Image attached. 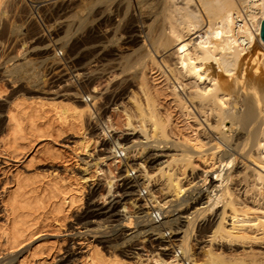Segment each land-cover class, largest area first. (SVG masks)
Masks as SVG:
<instances>
[{
	"label": "bare ground",
	"instance_id": "1",
	"mask_svg": "<svg viewBox=\"0 0 264 264\" xmlns=\"http://www.w3.org/2000/svg\"><path fill=\"white\" fill-rule=\"evenodd\" d=\"M63 1L66 0L56 2L65 11L70 5ZM73 1L76 9L69 8L71 19L68 16L58 23L62 35L56 42L64 50L71 36L81 33L76 42L82 47L77 64L86 59L92 63L89 81L104 75L114 78L107 101L113 109L121 108L124 130H133L126 135L139 132V139L129 137L131 144H120L119 137L111 132L116 131L112 121L107 117L102 121L96 115L93 87L80 98L64 94L67 104L54 102V98L53 102L45 103L46 98L36 94L28 96L38 100L35 104L23 101L24 98L20 101L26 97L21 94L10 97L20 99L9 102L4 110L6 132L2 142L6 151L16 154L22 142L32 146L35 140L49 137L52 122L49 124L47 113H53L51 117L64 123L72 119L80 126L86 114L83 119L87 133L94 134L88 130L93 121L101 131L111 132L115 144L127 152L137 151L136 158H140H130L133 160L130 166L137 172L136 180H141L138 186L146 182L143 188L154 199L150 192L152 181H160L164 190V198L156 200L161 209L166 207L161 221L153 224L146 218L140 220L142 227L138 234L122 236L121 244L133 237L134 241H148L151 247L155 241L153 247H160L164 256L153 255L156 264H183V259L203 264L190 257L199 249L206 253L207 264H217L220 253H237L229 258L236 264H264V41L260 36L264 0ZM4 7L0 6V16ZM90 43L93 44L88 46ZM31 62L20 61L2 73L8 78L26 75L34 91H41L46 80L52 85L66 82L64 77L68 74L64 69H56L53 66L56 64L44 67L42 74L36 71L38 62ZM45 62L46 58L42 59L43 65ZM10 79L13 84V78ZM125 98L131 102L134 113L122 105ZM100 136V131L95 132L94 144L103 143V139L98 140ZM49 148L45 153L49 155V151L53 157L54 149ZM104 153L94 159L97 167L113 159L110 150ZM144 158L150 163L148 168ZM109 179L107 194L114 185ZM69 188L53 179L13 177L12 186L1 196L6 220L0 228V239L8 253H15L28 242L24 256L44 264L47 254L43 255L51 247L44 250L45 235H38V227L45 220L47 207L54 220L67 218V212L78 207L82 193L71 194ZM173 210L176 213L171 214ZM94 211L95 215L105 213ZM87 223L90 230L97 229L92 225L100 224L94 218ZM177 235L178 239H171ZM91 246L83 256L79 255V264L127 263L112 248L106 254L98 244ZM173 253L176 256L179 253V259ZM62 261L70 264L66 259Z\"/></svg>",
	"mask_w": 264,
	"mask_h": 264
},
{
	"label": "rangeland",
	"instance_id": "2",
	"mask_svg": "<svg viewBox=\"0 0 264 264\" xmlns=\"http://www.w3.org/2000/svg\"><path fill=\"white\" fill-rule=\"evenodd\" d=\"M56 1L57 0H4L0 4L1 7L5 6L4 13L0 16V228L2 227V225H4L6 220L5 211L3 210V204L1 203V196L6 189L12 186V180L14 176L28 175L42 180L53 179L59 181L60 184L63 183V185H65L66 187L68 186V188L71 187L69 188L71 189V194L80 193L81 195L82 193V195L78 207L76 208H74L75 206L72 207V209H70L69 212H67V218L65 219L61 217L60 219H58L59 221L54 220V216L53 214H51L52 213L51 209L47 207L48 210H47V215L45 216V220L41 223L42 225H39L38 227V235H45L44 239L42 240L44 245H46L45 246L46 248H44V250L48 251L47 249L51 247L49 253H44L43 255L45 256L47 254L46 255L47 258L45 259L44 264H61V262L63 264L64 261L62 260L65 259L68 260L70 264H77V263L79 264L80 256L84 255L83 252H85L91 245L94 246L96 244H98V246L106 254H107V250L110 251V249L112 248L113 250L112 249L111 250L115 252V254H118V256L122 257L123 260L125 259L124 263L127 262L126 264H156L152 259V256L155 254L161 256L162 251L159 250L160 247H155V248L153 247L156 244L155 241H152L151 243L153 248L150 246V243H148V241L147 243L139 240H138L139 243L136 240L134 241L135 237L132 239L133 241L129 239L127 243L126 241H124V243L121 244L123 241L121 237H113L112 239H109L110 237L103 238L105 237V235H102V233L98 232L99 229H102V226L100 224H98V226L92 225V226H96L97 228L96 230L88 229L89 228V225H87L88 220H91L93 218L95 220H100L104 218V214L95 215L96 211L93 212V210H98V212H106V211H113L114 209L126 206L128 201L130 200V197L125 195L133 191L134 188L133 187L128 188V185H126V183H124L123 181L124 179H121V177L119 178L114 175V170H113L114 162L112 161L114 159H112V157L106 162L100 163L98 165L99 167L95 165L94 159L97 156L106 155L104 152L107 151L108 147L107 145L103 144L104 141H102L103 143L101 145H99L100 144L99 142H97V144H94V140H92L93 139L92 136L95 134V132L97 133L100 131L101 136L100 139L98 138V140L100 141L102 139L101 129L99 128V126H95L94 122L92 121L88 125V130L90 133L92 134L94 133V134L90 135L89 133H87L88 131L84 124V119L86 114H84V116L82 117L83 121L81 126L83 125L84 126L81 127L77 121L68 119V121H65L64 123V121H60L56 117H55L56 119L54 117H51L53 116V113L51 114L47 113L46 117L48 121L50 119L49 124L51 122L53 123V124L51 123L50 125L49 124L46 125L47 128L49 125V129H48L50 132L49 137L48 136L45 138L42 137L35 140L34 141L35 144L33 143L32 146L31 144L30 146L27 145L29 144L27 142H25V144L24 142H22L21 144L22 147H20V151L18 150L16 154H9L6 151V148L3 146L2 138L6 132V128L4 124L5 118L3 117L5 113L4 110L9 105V102L13 100L17 101L18 98L20 99V97L16 99H11L13 96L19 94H21L22 96H26V97H21L20 101H22V98H24L23 101H29L31 104L32 103L35 104V101H38L37 99H34V97H32V99L28 97L31 95L34 96L38 95L41 96V98L45 97L46 98L45 103L53 102L51 98H54V102H58V101L63 103L66 102L67 104L69 101L63 99L65 97L64 94H72L71 95L72 97L74 96L80 98V96H84L89 93L87 89L92 90L93 87L96 90L95 95L97 99L96 115H98V117L101 118L102 121L106 119V117L109 118L110 121H112L111 123L114 124L113 127L116 128V131L112 129L113 131L111 130V132L116 134L115 135L116 137H119L118 141L120 142V144L121 145L125 144L124 146L131 144V141H129L128 139L129 137H132L131 140L139 139L138 137L139 132L136 133V135H126V134H130V132H132L133 130H124V126H123L124 114L122 113L121 108L118 107L119 109H113V105H110L107 101L108 88L110 89L109 86L115 81L114 78L112 79L111 76L104 75L102 77L89 81L91 79L90 78L91 77L90 74L92 73L91 69L93 68L92 63H89V59H86L81 65L77 64L76 61L80 56V51H81L80 48L82 47L78 46L76 42L78 37L81 35V33L75 32L71 36V39H69L70 42H68L65 45L64 50L61 49V45H59L60 43L58 41H57L58 43L56 42V40L60 37V35H62L61 28H59L60 24L58 23L60 21L67 20L66 18L68 16H70L68 17V19L69 18L71 19L72 16L70 15L71 11L72 10L74 11L76 9V6H72V4L75 5L73 0L63 1L66 3L68 2V5H70L65 11L58 8L59 2ZM5 2L6 4H4ZM69 8H71L70 9L71 11L67 12ZM34 15L35 16L40 15L42 19V23H40V25H38L33 20ZM77 33H79V35ZM91 44L93 43L88 44V46ZM56 49H61L64 52L65 54L64 61L60 62L53 58V50ZM45 58H46V62L43 65L42 59L45 60ZM50 59L51 61H48ZM24 60H28L29 62L32 61L31 62L32 64L38 62L36 63L38 66L35 65L37 67L35 68L37 69L36 71H39V73L42 74L44 72L43 71L44 67L46 69L48 65L52 66L53 64H56L53 65V66H57L56 69H64L65 73L68 74L64 77L66 82L61 81L56 83L57 85L56 84L52 85L49 84L50 80L48 81L46 80L47 83L42 84L44 86L42 87L43 89L42 88L40 89L41 91H34V89H32L29 85L30 78L27 79L26 75H23L22 78L20 77L14 78L12 76L8 78L5 75H3L2 71L6 67H11L15 63ZM49 62H51V64ZM63 62H65L66 64ZM87 62L88 64H86ZM39 63L41 64V66H39L40 65ZM70 63L71 64L73 63L72 64L73 66ZM81 66L83 67L82 69H80ZM40 69L42 72H40ZM73 69L75 70V72ZM76 73H79L80 75H76ZM81 73L83 74L81 75ZM10 78H13L14 80L13 84L10 82L11 80ZM39 92H42L43 94ZM73 93L76 94L73 95ZM136 97H137V93H136ZM73 99L74 98H72L71 100ZM30 103L27 102V104ZM87 104L89 105L91 104V102H88ZM122 105H124L127 110L129 109V111L133 110L131 108L132 107L131 102H128L127 98L122 100ZM48 106L50 105H46L47 108H50ZM132 112L134 113V111ZM46 117L45 120L47 121ZM69 122L72 123L70 124L73 125L72 128L70 127ZM41 126L44 127L45 125L44 126L41 125ZM50 126H52L53 129ZM55 131H58L59 134ZM112 143L115 144V140L112 141ZM49 147L51 149H54V151L52 150V152L54 155H55L54 152H56L57 154L56 156L53 155L52 157V154L50 155L49 151L48 153L50 156L45 153L46 149L48 150ZM132 151L133 150H131L130 152L131 159L137 160L138 158H140V157L136 158L138 156L137 151H133V153ZM146 159L147 158H144L145 160L144 165H146V167L148 168L150 163L146 162L147 161ZM132 161L133 160H131L130 164L132 163ZM200 176L201 177L203 176V174L201 175V172H200ZM109 178H112L113 181L112 184H114L113 190L110 192V194L115 192L113 196L107 194L106 191L107 186H109L107 184V182L110 180ZM209 179L210 178H208V180ZM208 180H206V182H208ZM140 181L139 180L136 181L135 185L138 186ZM143 183L144 184H142L141 186H144L146 182ZM151 183L153 185L152 187L150 186V192H152L155 195V197H158L156 199L158 200L163 199L165 194H164V190H161L162 188L161 182L158 180H154ZM73 191L74 192L76 191V193H74ZM166 198L169 199L170 196L169 197L167 196ZM85 202L87 204L86 209H85ZM170 209L172 210L174 209V207H170ZM88 210L91 211L86 215L84 211L86 212ZM174 213H176L175 210L171 211V214ZM88 214H90L91 216L90 215L88 216ZM87 234H90L93 237L95 236L94 234H99V237L101 239L92 240L88 237L89 235L87 236ZM108 234L113 235L114 232L110 231ZM179 237L180 236L177 235L172 237L171 239H178ZM0 241H1L0 244H2L1 245L2 247L0 246V249H3L0 250V264H17V263L20 264L21 262H22L21 264H37L36 261L34 260L31 261L29 260V258H26L24 256L25 255L24 250L28 242L22 244L15 253H8V250H6V247L3 245L1 239ZM87 243L88 245L86 246ZM111 245H114V247H111ZM131 249H134L133 251L135 253L134 252L128 253V250ZM168 252H171V249L170 251L169 250L166 251V254ZM234 254L220 253L221 256H219V259L221 260L218 259L216 261L218 262L217 264H230V262L231 264H236L233 263L232 260L230 261L229 259L231 258L230 256ZM174 255H175L174 257L179 259L180 257L179 253L178 256H176V254ZM190 257H192L194 261L197 263L200 262L203 264H207L205 262L206 261L208 262L207 259L208 257L206 256V253H203V251H201L200 249L198 250V253H191ZM242 264L245 263L243 262Z\"/></svg>",
	"mask_w": 264,
	"mask_h": 264
},
{
	"label": "built area",
	"instance_id": "3",
	"mask_svg": "<svg viewBox=\"0 0 264 264\" xmlns=\"http://www.w3.org/2000/svg\"><path fill=\"white\" fill-rule=\"evenodd\" d=\"M33 20L38 25L42 23L40 15H34ZM53 58L57 61L62 62L64 61L65 54L61 49H56L53 50ZM101 133L104 144L108 146L107 150H110V153L113 155L114 160L112 161L114 162V175L119 178L121 177V179H124L123 181L124 183H126V185H128V188L133 187L134 190L125 195L130 197V200L128 201L126 206L103 213L104 218L99 220L102 229H99L98 232L102 233V235L110 237V239H112L113 237H122L124 235L127 236L129 234H138L140 227H142V223L140 222V220L146 218V220H149L151 223L157 224L161 221V217L163 214L162 211H164L166 207L161 209L157 205V197H155L154 199L149 194V191H147V189H144L143 186L135 185L137 181L135 177L137 172H135L134 169L130 166V152H127L120 145L113 144L110 132H107L108 135L103 131H101ZM110 231H113L114 234H108ZM88 235L90 234H87V236ZM94 235V237L89 238L96 240L101 239L99 237V234ZM168 236L170 235L167 234V237ZM133 250L134 249L128 250V253L134 252ZM181 262L183 264H191L190 261L186 259H183Z\"/></svg>",
	"mask_w": 264,
	"mask_h": 264
},
{
	"label": "water",
	"instance_id": "4",
	"mask_svg": "<svg viewBox=\"0 0 264 264\" xmlns=\"http://www.w3.org/2000/svg\"><path fill=\"white\" fill-rule=\"evenodd\" d=\"M260 36L261 39L264 41V18L261 21V25H260Z\"/></svg>",
	"mask_w": 264,
	"mask_h": 264
}]
</instances>
